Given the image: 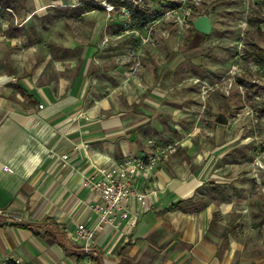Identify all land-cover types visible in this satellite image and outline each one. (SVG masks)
Segmentation results:
<instances>
[{"label":"crops","instance_id":"crops-1","mask_svg":"<svg viewBox=\"0 0 264 264\" xmlns=\"http://www.w3.org/2000/svg\"><path fill=\"white\" fill-rule=\"evenodd\" d=\"M102 1L0 0V264H264V201L230 174L231 142L187 144L134 176L146 204L131 199L132 232L100 229L90 250L76 236L95 219L85 176L183 138L136 94L147 22L126 28Z\"/></svg>","mask_w":264,"mask_h":264},{"label":"rangeland","instance_id":"rangeland-1","mask_svg":"<svg viewBox=\"0 0 264 264\" xmlns=\"http://www.w3.org/2000/svg\"><path fill=\"white\" fill-rule=\"evenodd\" d=\"M177 1V9L143 29L145 46L137 49L140 59L133 63L144 84L136 94L153 113L146 116L164 123L165 132L181 125L180 147L235 145L228 160L238 166L230 174L237 172L242 183L248 182L251 198L264 201V189L253 181L259 169L254 173L250 162L259 151L264 160V0ZM105 9V16L122 17L130 27L125 5ZM202 14H209L214 25L206 37L194 32L193 22ZM213 128L220 134H208ZM257 165L264 168L261 161Z\"/></svg>","mask_w":264,"mask_h":264},{"label":"built area","instance_id":"built-area-1","mask_svg":"<svg viewBox=\"0 0 264 264\" xmlns=\"http://www.w3.org/2000/svg\"><path fill=\"white\" fill-rule=\"evenodd\" d=\"M104 5L109 11L115 8V4L112 2H105ZM140 34V32H136L138 37ZM149 144L154 148V151L147 155L126 156L116 164L101 167L98 174L84 177L82 185L97 197L96 202L89 205L95 213L93 223L91 225L79 223L76 229V236L86 241L85 248L87 250H90L91 243L95 242L100 229L111 227L116 230L125 223L126 231H133L143 211L132 210L131 199L135 196L142 204H146V196L144 193L135 191L132 186V178L142 170L158 166L162 160L168 159L170 155L176 153L181 141L158 143L151 139ZM68 158L69 155H63L60 164L66 166ZM14 264L22 263L18 259Z\"/></svg>","mask_w":264,"mask_h":264},{"label":"trees","instance_id":"trees-1","mask_svg":"<svg viewBox=\"0 0 264 264\" xmlns=\"http://www.w3.org/2000/svg\"><path fill=\"white\" fill-rule=\"evenodd\" d=\"M114 4L118 2L127 3V8L131 12V26L142 28L146 22H150L154 17H162L168 10L177 9L180 3L177 0H112ZM197 36L206 37L196 29Z\"/></svg>","mask_w":264,"mask_h":264},{"label":"water","instance_id":"water-1","mask_svg":"<svg viewBox=\"0 0 264 264\" xmlns=\"http://www.w3.org/2000/svg\"><path fill=\"white\" fill-rule=\"evenodd\" d=\"M194 28L202 34L209 35L213 31V22L209 14L199 15L193 22ZM221 120V116L219 117Z\"/></svg>","mask_w":264,"mask_h":264}]
</instances>
